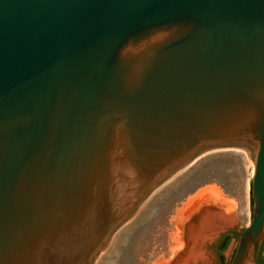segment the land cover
I'll return each mask as SVG.
<instances>
[{
    "label": "water",
    "instance_id": "water-1",
    "mask_svg": "<svg viewBox=\"0 0 264 264\" xmlns=\"http://www.w3.org/2000/svg\"><path fill=\"white\" fill-rule=\"evenodd\" d=\"M252 151L229 264H264V0H0V264H94L205 152Z\"/></svg>",
    "mask_w": 264,
    "mask_h": 264
},
{
    "label": "rangeland",
    "instance_id": "rangeland-1",
    "mask_svg": "<svg viewBox=\"0 0 264 264\" xmlns=\"http://www.w3.org/2000/svg\"><path fill=\"white\" fill-rule=\"evenodd\" d=\"M252 169L248 148L203 153L151 193L135 215L113 233L94 264H175L188 248L187 227L208 209L229 214L234 222L219 229L203 246L214 244L226 230L240 232L251 218ZM210 189L218 197H212L207 192ZM236 244L237 238L231 235L221 254L226 264ZM198 261L205 260L193 264Z\"/></svg>",
    "mask_w": 264,
    "mask_h": 264
},
{
    "label": "bare ground",
    "instance_id": "bare-ground-1",
    "mask_svg": "<svg viewBox=\"0 0 264 264\" xmlns=\"http://www.w3.org/2000/svg\"><path fill=\"white\" fill-rule=\"evenodd\" d=\"M207 192L212 197H218L219 195L217 191L213 189ZM232 222H234L233 217L229 214L227 215L209 209L203 211L197 219L187 227L188 248L185 255L175 264H193L197 260H205L204 254H202L201 251L204 242L211 239L219 229L231 225Z\"/></svg>",
    "mask_w": 264,
    "mask_h": 264
},
{
    "label": "flooded vegetation",
    "instance_id": "flooded-vegetation-1",
    "mask_svg": "<svg viewBox=\"0 0 264 264\" xmlns=\"http://www.w3.org/2000/svg\"><path fill=\"white\" fill-rule=\"evenodd\" d=\"M222 233L218 236V238L216 239L214 244H209V245L203 246L202 252H203V254L205 256V261L204 262L203 261H198L195 264H214V259L216 261V264H226L223 261V258L221 257V254L225 251L226 246L228 244V241H229V238H230L231 235L230 234H226L220 239V236L222 235ZM263 249H264V242H263V245H262L261 250H260L259 255H258V257L260 259H264V256L262 254L263 253ZM184 250L180 251L178 256L182 255Z\"/></svg>",
    "mask_w": 264,
    "mask_h": 264
},
{
    "label": "trees",
    "instance_id": "trees-1",
    "mask_svg": "<svg viewBox=\"0 0 264 264\" xmlns=\"http://www.w3.org/2000/svg\"><path fill=\"white\" fill-rule=\"evenodd\" d=\"M249 203H250V212H251V197H250V189H249Z\"/></svg>",
    "mask_w": 264,
    "mask_h": 264
}]
</instances>
